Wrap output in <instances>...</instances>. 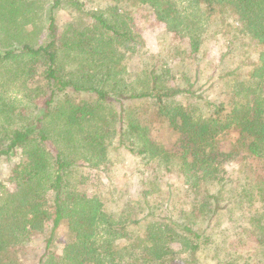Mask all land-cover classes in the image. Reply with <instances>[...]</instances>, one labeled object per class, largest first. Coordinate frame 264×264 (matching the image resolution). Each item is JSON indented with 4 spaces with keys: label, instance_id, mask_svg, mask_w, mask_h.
I'll list each match as a JSON object with an SVG mask.
<instances>
[{
    "label": "trees",
    "instance_id": "trees-1",
    "mask_svg": "<svg viewBox=\"0 0 264 264\" xmlns=\"http://www.w3.org/2000/svg\"><path fill=\"white\" fill-rule=\"evenodd\" d=\"M104 2L0 0V264H202L215 219L264 201V0ZM139 5L187 45L195 77L186 85L154 60L133 73L127 49L145 41ZM63 7L78 19L61 30ZM208 39L218 60L207 58ZM203 65L212 72L200 83ZM113 140L178 175L191 210L174 215L169 197L160 216L110 211L81 167L107 173ZM246 221L264 245V217ZM230 255L215 264L249 263Z\"/></svg>",
    "mask_w": 264,
    "mask_h": 264
},
{
    "label": "rangeland",
    "instance_id": "rangeland-1",
    "mask_svg": "<svg viewBox=\"0 0 264 264\" xmlns=\"http://www.w3.org/2000/svg\"><path fill=\"white\" fill-rule=\"evenodd\" d=\"M81 1L87 9L105 4V0ZM131 9L137 30L145 40L143 45L129 46L127 49L130 59L129 65L135 69L133 73L139 70L141 64L154 60L160 64L167 63L169 66H173L177 72L176 81L182 86L186 85L187 75L195 77V65H193V60H190L185 53V47L187 46L185 42L175 37L164 24L159 23L148 7L139 5L131 6ZM43 12L44 10L41 8L36 9L35 18L37 24L43 22ZM57 16L61 30H64L70 22L78 19L76 14L68 7H63ZM222 42H225V40L220 41V43ZM204 47L207 49L208 59L218 60L221 49H219V43L216 40L208 39ZM180 52L181 54L178 55ZM203 66L204 68L201 69L199 76L201 78L200 83L207 80L206 75L212 72L211 67L207 69L208 65ZM211 74L214 78L216 77L213 73ZM212 96L214 97V95H210V97ZM158 131L160 132V130ZM161 132V134L157 133L159 135L156 137L160 141H165L167 145L173 144L174 136L167 134L163 130ZM112 142L114 143L109 148L110 162L107 166V173L100 174L87 165L81 167L88 174L89 191L100 194L110 211L119 212V210L123 211L128 208L129 213L133 211V216L138 213L140 217L148 212L160 216L170 205L168 203L169 197L174 206V215L179 214L181 216L182 212L191 210V199L188 197L187 189L182 186L183 181L178 175L172 172L164 175L163 169L156 167L155 163L153 165L148 164L146 167L140 162L139 158L131 154L125 147L119 146L116 140ZM226 166L230 174H233L237 163L227 162ZM142 172H145L144 176H142ZM158 173L164 175L160 180L157 178ZM147 188H150L151 192L143 196L141 192ZM176 189H181V192L178 193ZM255 205V207L250 206L249 202H245L242 205L228 206L215 219V228L213 230L215 244L198 252L202 264H215L216 259L223 258L227 253L232 254L228 257L229 259L241 257L244 262L248 260V264H264V245L256 247L246 231V228H249L246 220L264 217V201ZM65 234L66 227L59 233L60 239L57 247L63 246ZM240 239H242L241 243H239Z\"/></svg>",
    "mask_w": 264,
    "mask_h": 264
}]
</instances>
